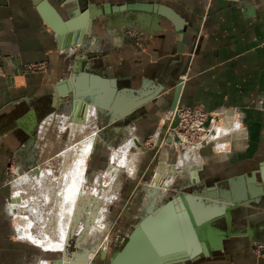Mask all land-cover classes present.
Instances as JSON below:
<instances>
[{
    "label": "crops",
    "instance_id": "obj_1",
    "mask_svg": "<svg viewBox=\"0 0 264 264\" xmlns=\"http://www.w3.org/2000/svg\"><path fill=\"white\" fill-rule=\"evenodd\" d=\"M68 1L51 0L66 18ZM139 1L166 4L180 15L178 21L187 25L188 35L183 50L179 53L183 26L178 21L174 23L168 17L144 10L111 13L99 16L93 26L94 33H100L102 38H99L101 42L91 39L92 48L99 56L88 67L104 77L114 78L117 91L126 99L129 94L125 90L143 88L150 92L160 83L168 87L173 74L187 67L190 74L184 103L203 104L208 110L239 106L246 112L250 133L257 131L264 135L261 132L264 107H260L264 104V0H92L90 6L93 11H100L106 3L122 5ZM134 18L137 21L134 27L149 35L146 46L132 43L125 33L123 25L133 26ZM69 50L58 47L55 32L42 19L33 0H0V264L31 261L29 245L14 235L16 227L17 235L22 238L16 216L9 207L8 211L3 207L7 154L19 144L15 132L29 134L36 125L44 110V98L54 108L61 105L60 98L54 101L53 89L58 80L70 73L74 57L69 62L67 57L74 51ZM42 61L49 64L47 72H23L25 63ZM164 95L172 99L163 89L155 100ZM154 104L153 100L147 107L150 109ZM151 126L143 127L142 131L153 132ZM251 149L260 151L255 145ZM244 157L245 152L236 153L223 166L234 165ZM251 171L233 172L226 181ZM205 187L209 185L204 184L202 189ZM263 210L254 214L262 216L260 222L249 220L242 228H236L233 212V222L227 229L218 224L221 219L227 222V218H216L212 228L220 233L207 231L206 234L223 244L220 251L224 258L213 261L203 256L198 264H264V256L257 259L252 251L255 242L264 244ZM223 230L228 232V237L223 235Z\"/></svg>",
    "mask_w": 264,
    "mask_h": 264
},
{
    "label": "rangeland",
    "instance_id": "obj_2",
    "mask_svg": "<svg viewBox=\"0 0 264 264\" xmlns=\"http://www.w3.org/2000/svg\"><path fill=\"white\" fill-rule=\"evenodd\" d=\"M81 2L82 4L86 3L84 0ZM136 23V18H134L132 20L133 26L123 25L125 33L132 39V43L146 46L149 35L144 31L137 30L136 27H134ZM88 38L89 42L85 44L83 48L79 49L74 47L75 50L72 55L70 54V56L67 57L68 62L71 61L72 57H74L75 60L76 57L84 59L90 56L89 59L91 64L94 59H97L99 53L92 48L91 39L95 38L96 41V39L102 37L100 33L95 34L93 31V34L88 36ZM99 42H101V39H99ZM190 55H194L192 50ZM63 57H66V55H63ZM38 63H43L45 69L32 70V68H30L31 65H38ZM48 70L49 64L46 61L25 63L23 65L24 73L47 72ZM166 73L167 72L163 73L160 77L161 80L166 76ZM189 74V68L187 67L173 74V80L169 82L168 87L166 86L164 88L169 92L172 99H170L169 96L167 97V94L162 96L164 101H162V98L160 100H155L156 97L154 99L155 104L152 108L149 109L147 106L142 107L123 120L117 119L111 121L106 113L101 111L98 113L93 112L89 117L91 121L88 126L84 129H77V131L73 133L70 126L63 120L64 115H68L71 111L72 99L66 98L59 107L54 108L50 100L44 98L45 101L42 103L44 104V110L31 132L26 134L17 129L18 132H15V134L19 140V144L16 145L14 151H9L7 154L9 163L6 165L4 173L5 180L2 185V187L5 188L3 207L5 210L7 209V211L8 204L13 199L12 195L22 197L25 192L27 196L24 187L16 190V187L14 188L12 183L17 178L16 168H19L21 164L29 165L32 154H34V163L37 166H44L46 170H50L53 172V175L58 176L61 170L63 151L69 148L70 144L81 146V142L85 136L89 135L91 132H95L98 135L96 134L93 149L90 151L91 154H88L86 160V171L91 175L92 173L105 172L112 164H116L115 162L113 163L114 150L120 148L126 139L132 135L131 132L117 129L118 127H134L135 132L132 136L135 138L134 142L136 145L131 147L128 153V163H126L124 167H120L118 171L121 176L120 186L116 188L115 192L106 198H103L106 195V193H104L103 197L98 198V201L92 197V200L88 197L77 199L76 212L74 213L75 217L73 215V219L70 222L72 225H70L71 230H69L70 236L66 249H44L32 241L20 238L16 233L15 227L14 235L16 238L24 241L31 249V261L29 264H54V261L64 257L65 253L70 255L74 254L80 247L79 243L82 244L81 241L87 234L88 236L90 235L93 223H97L99 226L98 230H94V232H96L94 234L98 235L99 238L101 236V242H103L106 247L105 251L107 255L106 259H102L101 251L104 248L101 245L102 247H98L97 251H95V256L92 260L98 264L106 263L110 257L112 258L115 251H119L122 248L121 245L127 239L132 229V224L139 222L142 205L147 193L154 188L153 180L156 179V176L157 179L160 176L163 179L166 176L167 178L170 177L167 179L170 182L168 183V181H166L168 185L165 184L167 187L164 184L160 186V191H163V188L166 187V191L163 193L164 197L162 196V200L165 201L169 195H172L175 193V190L177 191L183 186L184 181L190 182V185L184 189V191L188 192H191L195 188L202 189L204 184L215 186L214 182H218L220 186L227 187L228 182L226 179L228 176L232 175L233 172H238L240 170L244 173L249 172L251 169L258 168L257 165H259L260 159L264 158V135H259L257 131L256 134L250 133L249 124L246 121V112L241 107L223 106L208 110L203 104H186L183 100V105L180 109L172 108L175 81L181 80L185 89ZM128 91L132 90L130 89ZM260 107L263 108L264 104ZM95 108L97 109V107ZM176 112H178L179 115V124L177 127L171 128L170 126ZM162 115L164 117H161ZM152 124L153 126H151ZM146 126H151V128L154 129L153 132H143L142 128ZM164 127L165 130L163 131ZM241 129L243 131L242 134L240 132ZM218 130H221V132L218 133ZM263 131L264 128L261 129L262 133ZM220 137H222L223 142L226 144L219 147L218 140ZM253 145L260 148V151H253L251 149ZM236 149L241 151L236 152ZM244 152L246 157L239 159V163L223 166L225 163H229L231 157L236 153ZM133 155H135V157ZM182 155H188V157L192 155V158L195 159V163H193L197 164V166L195 165L196 168L192 170L193 172H191L190 175L193 177V181H191L189 175L185 179L181 177L183 168L177 166V163ZM132 156L134 157V165L131 167L132 164L130 159ZM199 161L201 164H199ZM164 165L167 170L165 175L163 174L164 171L160 169V167ZM20 169L24 170V168ZM160 171H162L161 174L163 176L160 174ZM199 180H201V184L194 185V181ZM105 181L106 183L110 182L109 178H105ZM83 189V192L88 191L87 193H90V190ZM88 196L94 197V195ZM86 203L89 205H86ZM81 207H83V209ZM255 208L256 209H251L249 211L237 208L233 211L236 228H242L249 220H251V223L260 222L262 220V216H255L254 214L258 212V210L264 209V207L258 206ZM17 211L20 212V209H17ZM79 211L83 213L80 214ZM94 213L97 217L94 216ZM78 218L79 220H77ZM82 224H84V226ZM218 224L225 229L228 227L225 219H221ZM18 225L20 224L17 222V226ZM22 227L25 229L24 226ZM79 228L80 230H77ZM72 229L75 233L72 232ZM99 241L100 240H95L93 244H99ZM252 251L256 258L260 259L264 256V244L255 242ZM223 258V253L217 251L209 260L214 261ZM186 264H198V262H187Z\"/></svg>",
    "mask_w": 264,
    "mask_h": 264
},
{
    "label": "water",
    "instance_id": "obj_3",
    "mask_svg": "<svg viewBox=\"0 0 264 264\" xmlns=\"http://www.w3.org/2000/svg\"><path fill=\"white\" fill-rule=\"evenodd\" d=\"M33 1L42 19L55 32L58 47L61 49L83 48L89 42L88 36L93 34L96 19L106 14L144 10L168 17L174 23L181 20L173 8L154 1L122 5L106 3L100 11H92L89 9V6L93 5L90 4L91 0H84L85 4H82V0H69L67 18L51 0ZM182 23L180 24L183 26V37L179 53L183 50L182 45L188 36L187 25ZM89 57L84 59L76 57L70 73L55 83L53 89L55 102L59 98L63 103L66 98L74 101L79 97L88 96L92 98L98 112L106 113L111 121L123 120L134 111L148 106L166 87L165 83H160L150 92L143 88L134 89L133 95L126 99L121 91H117L114 78L104 77L87 68ZM183 92L182 81L176 80L173 109L182 107ZM178 124L179 115L176 112L170 127L175 128ZM189 185V181H184L183 186L169 195L158 208L152 203L154 209H149V215L135 225L122 249L103 264H185L196 262L203 256L211 257L223 246L220 241L211 239L210 234H206L207 231L220 233L212 228V222L216 218L226 217L229 226L233 222L232 212L235 209L249 211L258 206L264 207V160L250 173L229 178L227 187L216 183L215 186L195 188L186 193L184 189ZM194 185L198 183L195 182ZM149 192L151 193V190ZM222 232L228 237L226 230ZM106 255V251L102 250V259H106Z\"/></svg>",
    "mask_w": 264,
    "mask_h": 264
},
{
    "label": "bare ground",
    "instance_id": "obj_4",
    "mask_svg": "<svg viewBox=\"0 0 264 264\" xmlns=\"http://www.w3.org/2000/svg\"><path fill=\"white\" fill-rule=\"evenodd\" d=\"M89 9L92 10L91 6H89ZM69 49H70L69 50L70 53L74 51V48L70 47ZM88 65H87V68L90 71H94L90 69ZM97 73H100V72L97 71ZM125 91L127 94H129V96L133 95L132 91H128V90H125ZM95 107L96 106L92 102V98L88 96H83V97H79V99H74L70 113L68 115H64L63 120L66 121V123L70 126L71 131L73 133L74 131H77V129L79 130L84 129L85 127L88 126V124L91 121L89 120L90 115L93 114V112H96ZM125 131L131 132L132 135L135 133L134 127L133 128L129 127ZM218 131H219L218 133L221 132V130H218ZM240 132L241 134L243 133L242 129L240 130ZM96 134L97 133L95 132H91L89 135L85 136V138L81 142V146L76 145V144L75 145L70 144L69 148L63 151L62 153L63 159L61 161V170L58 176L53 175L52 171L46 170L44 166H40V165L38 166L33 165L34 167H31L28 164H21L19 165V168H16L17 178L12 183L13 187L14 188L16 187V190H19L20 188L24 187L26 190L27 196L25 195V192H24V196L22 197L12 195L13 199L9 202L8 207L14 213V215L16 216L17 222L20 224L18 225V231L22 239L24 238L26 240L32 241L35 244L40 245L44 249H52V250L66 249L68 238L70 236L69 235V230H71L70 225H72L70 224V222L73 219V215L75 217L74 213L76 212L75 208L78 202L77 199L79 200L80 198L84 199L88 197L90 198V200H92V198H95V200L98 201V198L103 197L104 193H106V195L103 198H106L112 195L115 192L116 188L120 186L121 176H120V172L118 171L120 167L122 168L126 165V163H128L127 161L128 153L131 147L136 145L134 142L135 138L131 135V137H128L126 141L124 142V144L121 145L120 148L118 149L116 148L114 150L113 163L115 162L116 164L114 165L112 164V166H110L107 170H105V172L102 171L98 173H92L90 175L86 171V167H87L86 160H87L88 154L93 149ZM225 144L226 143L223 142L222 137H220L218 140L219 147ZM133 156L135 157V155ZM133 156L130 159L131 164H132L131 167L134 165ZM31 157H32L31 158L32 160L35 159L34 154H32ZM192 157H193L192 155L189 157L188 155H185V156L182 155L177 163V166L183 168V172H181L182 173L181 177H183L184 179L187 178L188 175L190 176L191 172H193L192 170L196 168L197 166V164H194L195 159H193ZM199 164H201L200 161H199ZM20 168H24V170H21ZM160 169L164 171L163 172L164 175L167 173L165 165L160 167ZM161 173L162 171H160V174ZM105 178H109L110 182L106 183ZM169 178L170 177L167 178L166 176L163 179L160 176L157 179V176H156V179L153 180L154 188L151 187L152 188L151 193L150 192L147 193L145 197L144 203L142 205V212L140 214L139 222L141 221V219L149 215L151 209H154L152 206V203L155 204L154 205L155 208H158L160 207V205H162L163 203L162 198L164 197L163 193H165L166 191L165 188L167 187L166 185H168L166 181H168L167 179ZM191 181H193V177H191ZM169 182L170 181H168V183ZM195 182L198 183V185L201 184V180L194 181V183ZM162 184L164 185L166 184L165 185L166 187L165 188L161 187L164 190L160 191V186ZM83 188H85V190L86 189L90 190V193H87L88 191L83 192L84 190ZM186 193H190V192L186 191ZM83 194H86V195H83ZM88 195H94V197L88 196ZM87 204L88 203H86V205ZM81 208L83 209V207ZM17 209H20V212H18ZM82 211H79V213L80 214L83 213ZM97 214H98V211H97ZM94 216H96V214ZM77 220H79V218ZM137 223H135V225ZM21 225L24 226L25 229ZM82 225L84 226V224ZM92 225L93 226H92L90 235L88 236L87 234V236L81 241L82 244L79 243L80 241L78 242L80 246L79 249L76 250L74 254H71V255L68 253H65L64 257L58 258L57 263L55 264H98L94 260H92L93 257L95 256V251H97L98 247L100 248L102 246L104 248L103 250L105 251L106 247L103 244V242H101V236L99 238L98 235L94 234L96 233L94 232V230L96 231L99 228L98 224L93 223ZM73 229H72V232H73ZM77 230H80V228ZM95 240H100L99 244H96V245L93 244V241ZM117 252L118 251H115L113 256ZM176 264H179V263H176Z\"/></svg>",
    "mask_w": 264,
    "mask_h": 264
},
{
    "label": "flooded vegetation",
    "instance_id": "obj_5",
    "mask_svg": "<svg viewBox=\"0 0 264 264\" xmlns=\"http://www.w3.org/2000/svg\"><path fill=\"white\" fill-rule=\"evenodd\" d=\"M32 158V157H31ZM30 158V161L31 162H29V165L31 166V167H34V166H36V164H34V160H32ZM34 165V166H33ZM134 227H135V224L134 225H132V229H131V231L134 229ZM131 231H130V233H131ZM130 233H129V235H130ZM129 235H128V237H127V239L123 242V244L121 245V247H123L125 244H126V242L128 241V239H129Z\"/></svg>",
    "mask_w": 264,
    "mask_h": 264
},
{
    "label": "built area",
    "instance_id": "obj_6",
    "mask_svg": "<svg viewBox=\"0 0 264 264\" xmlns=\"http://www.w3.org/2000/svg\"><path fill=\"white\" fill-rule=\"evenodd\" d=\"M30 68H32V70H36V69H45L44 68V64L43 63H38V65H31Z\"/></svg>",
    "mask_w": 264,
    "mask_h": 264
}]
</instances>
